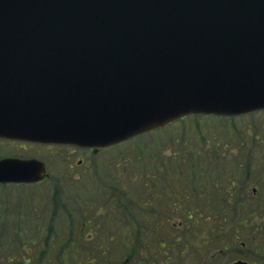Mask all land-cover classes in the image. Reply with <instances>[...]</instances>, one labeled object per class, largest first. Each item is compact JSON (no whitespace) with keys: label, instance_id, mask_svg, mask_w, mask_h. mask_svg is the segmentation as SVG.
Returning <instances> with one entry per match:
<instances>
[{"label":"water","instance_id":"95a60500","mask_svg":"<svg viewBox=\"0 0 264 264\" xmlns=\"http://www.w3.org/2000/svg\"><path fill=\"white\" fill-rule=\"evenodd\" d=\"M263 109L264 0H0L2 139L104 148ZM45 173L0 159V184Z\"/></svg>","mask_w":264,"mask_h":264},{"label":"rangeland","instance_id":"374dc122","mask_svg":"<svg viewBox=\"0 0 264 264\" xmlns=\"http://www.w3.org/2000/svg\"><path fill=\"white\" fill-rule=\"evenodd\" d=\"M194 124L200 128L202 137L206 136L204 139L215 137L224 148L220 150L221 157H218L221 161L215 166L218 170L216 176L209 181L195 178L193 183L188 179L190 173L185 172L186 168L192 166L186 164L192 157L185 151L192 150L197 142L198 132L192 130ZM211 145L210 140L205 145L204 153H208L207 148ZM204 153L206 159L208 155ZM4 157L40 160L46 165L47 172L46 180L39 184L0 188V216L8 217L0 225L4 233V251L1 252L6 257L25 256L30 264H38L39 256L43 253L44 258L52 259L50 264H164L169 256L172 261L168 264H199L203 257H206L207 264H229L237 259L258 264L254 255L264 253V111L238 119L223 118L205 122L190 117L171 129L144 135L136 141L96 153L68 146L31 145L0 140V158ZM194 159L200 160L202 156L196 155ZM168 160L171 162L168 163ZM247 166L252 168L248 177L244 175L245 170L241 171ZM207 167L210 169V166ZM238 174L233 186L227 180L225 184V178H235ZM202 185L209 191H216L218 200L226 197L225 187L229 190L237 188L238 195H241L242 186L249 191L251 195L246 194L247 203H240L238 212L242 217L256 215L250 220L255 225V232L260 235H251L253 243H247V247L242 249L240 240L247 238L240 236L238 244L226 255L214 252V245L197 251L193 245L201 236L191 232L189 254L193 262L178 256L176 248L170 246V237L166 236L169 229L163 234H156L157 238L154 237V241L158 239L167 244L163 249L152 247L151 250L130 251V245L121 244L120 234L122 239H133L131 233L124 236L121 231V227L130 221L129 216L127 222L122 218L131 215L118 209L119 204L117 206V203H130L129 200L126 202L125 194L130 200L139 198L143 203L154 190L159 193L157 205L147 203L150 205L148 209H136L133 215H143L151 210L159 212L157 215H181L171 206L177 201L172 196L173 192L180 193L185 186L186 189L190 188L195 198L191 205L196 206L206 197L198 199L197 193ZM254 189L255 197L252 196ZM256 203L259 209L254 211ZM216 204L213 205L207 199V212L214 213L218 208ZM89 220L91 224L94 221L106 224L105 230L93 232L88 229ZM179 220L176 217L173 222ZM178 230L175 228L171 233L180 238L182 236ZM227 232L231 235L230 231ZM19 233L21 240L18 239ZM108 234L114 239L105 242ZM47 237L50 241L47 248H41L42 241ZM22 240L27 243V255L19 248L18 243ZM61 251L64 252L63 257ZM0 264L7 263L2 261Z\"/></svg>","mask_w":264,"mask_h":264},{"label":"flooded vegetation","instance_id":"af4514ba","mask_svg":"<svg viewBox=\"0 0 264 264\" xmlns=\"http://www.w3.org/2000/svg\"><path fill=\"white\" fill-rule=\"evenodd\" d=\"M89 151L93 152L92 150ZM228 193V197L226 196L225 198L223 197L218 200L214 193L208 192L206 189L199 191V199L201 198L202 200L205 196L206 197L200 201V205L197 210L192 212L188 211L187 215H124L122 218L123 221L127 222L126 220L128 216L130 221L128 224L125 223L121 227V231L124 236H126V233H131L133 235V239L131 241L127 237L122 239L120 234L119 240L123 245H130V251L151 250L152 247L163 249L167 244L163 241L159 242L158 239L154 241V237L157 236L156 234H163L165 230L169 229L170 231L168 230V234H166V236L170 237L168 240V242H170V246L176 248L178 256H183L184 260H190V262H193L191 261L189 254V247L191 246L189 237L191 236V232L197 233L201 236V239L193 245L197 251H203L206 247L214 245V252L219 253L220 255H226L228 251L235 248V244H238L240 236L241 238H247L244 241L240 240L242 249H245L248 245L247 243L254 242V238L251 235L255 233V225L250 219L256 215H245V217H242L241 215H233L229 210L218 211L219 207L216 208L214 213L207 212L206 209L207 199H209L213 205L215 203H217L216 205H220L221 203H224V200L226 201V204H245L247 203L246 194L251 195L243 186L241 188V195H238L239 191L237 188L230 189ZM254 193L255 189L252 192V196H257L254 195ZM242 198H244V200H242ZM121 216L122 215H120V217ZM176 217L181 219L177 223L173 222ZM119 220L121 219L119 218ZM87 224H89V226L91 225L90 228L92 230L96 231H100V229L105 230L106 225L101 222L98 223L97 221H94L91 224L90 220ZM175 228L179 229L178 233H181L182 237L179 238L171 233ZM245 228L246 230L244 231ZM81 231L83 230L81 229ZM227 231H230L231 235H229ZM91 236L92 234L89 235V237ZM107 236L108 237L104 239L105 242L114 239L111 234H108ZM169 257L164 261V264H168L172 261ZM239 260L246 261L245 259H237L235 261ZM205 261L206 257H203V259H200L199 264H207ZM246 262L249 264H255V262Z\"/></svg>","mask_w":264,"mask_h":264},{"label":"trees","instance_id":"16d2710c","mask_svg":"<svg viewBox=\"0 0 264 264\" xmlns=\"http://www.w3.org/2000/svg\"><path fill=\"white\" fill-rule=\"evenodd\" d=\"M194 117L195 118H199V120H203L204 122L205 121H213V120H221V119H223V118L205 117V116H194ZM187 119H189V118H185V119L179 121L178 123L170 126L169 128L171 129L172 127L179 125V123H181L183 121H186ZM227 119H234V118H227ZM193 126H195V127L192 128V130L194 132H196V133L198 132L197 135H196L197 142H196V144L194 146H192V150L185 151L187 155L192 157L191 159H188L186 161V164H190L192 166H191V168L190 167L186 168L185 172L190 173L191 177H189L188 179H190V181H192L193 183L195 182L194 181L195 178L197 180L209 181V179L215 177L217 172H218V170L215 168V166L218 165L220 163V161H221V160H219V158L221 157V151L220 150L223 149L224 146L221 145L219 143L218 139L215 138V137L211 136L210 139H204L206 136L202 137V135H201L202 133L200 132V128H198L196 124H194ZM246 132H248V131H246ZM254 137H255V139H258L257 135H254ZM136 140H138V139H136ZM204 140H206V141L204 142V144H202V142ZM210 140L212 141V145H211L210 148H207V150H209L208 153H204V151L206 149L205 145H207L210 142ZM239 146H241V145H239ZM185 152L182 153V154L184 155ZM203 153L208 155V157L206 159L203 157L204 156ZM196 155L202 156V159L195 160L194 158H195ZM169 162H171V161L168 160V163ZM151 163H154V162L151 161ZM206 166H210V169H208V167L206 168ZM242 170H245L244 171L245 172L244 175L246 177H248L250 175V173H251L252 168L247 166L246 168L241 169V171ZM237 172H238V170H237ZM194 173H196L199 176H195ZM239 175L240 174L236 175L235 178H233V177L225 178V184H226V180H227V181L230 182V186H233L235 184L236 177H238ZM198 182H201V181H198ZM213 183H215V182L213 181ZM188 184L191 185L190 182H188ZM1 187H7V186H1ZM202 188L207 190V187L205 185H202V186L199 187L200 190ZM189 190H190V188L186 189V186H185V188L180 193L178 191H176V192L174 191L173 195L171 194L177 200L176 202H173V204H171L172 208L175 211H179L182 215H185V214L187 215L188 211L192 212L193 210H197L199 208V205H200V204L196 205V206L191 205V203H193L192 199H195V198H194V194H192ZM207 191L208 192H214V194L217 196V192L216 191H209V190H207ZM228 191H230V190L225 187L226 196L229 195ZM197 194H198V196L200 195L199 192ZM124 198L126 199V202H127V200H129L130 203H128V204L127 203L126 204L117 203V206L119 204L118 209H120V210L123 209V210H125L127 212V214L133 215V212L136 209H144L145 210V209H148L151 204H156L157 205L158 202H159V201H157V199H159V193H158L157 190H154L152 193H150V195H148V198H146L145 202H143V203H142L141 200H139V198L134 199V200H130L129 198H127L126 194L124 195ZM184 199H186V203H184ZM52 201H54V199H52ZM223 202L224 203H221L220 205H218V207H219L218 211L229 210L233 215H239V212H238L239 208L238 207H239L240 203L226 204L225 200ZM147 203H150V205H148ZM257 205L258 204H255V206H253L254 211L256 209H259L257 207ZM158 213L159 212H156L155 210H151L150 213H145L143 215H155V214L157 215ZM7 219H8V217H6V216H0V225H3ZM49 234L50 233H48V235ZM3 235H4L3 231L0 230V263L2 261H4L7 264H16V263H18V264H30L29 263V259H26L25 256L24 257H17V256L6 257V256H4L2 254V253H4V252H1V251H4V246H2L3 245V243H2ZM18 239L21 240L20 233L18 235ZM49 242L50 241H49L48 237L45 238L42 241V245H41L42 247L41 248H47ZM18 244L20 245L19 248L24 253H26V255H27L28 250L26 249V247H27L26 241L25 240H22V242L19 241ZM262 250H263V248L261 249V251ZM61 253H62L61 257H63L64 256V252L61 251ZM39 257L40 258L38 259V264H40L42 262H43V264L52 263V259L51 258H49V259L44 258V253L42 255H40ZM257 257H258V261H256V263L264 264V253L263 254H261V253L257 254ZM63 261H65V260H63Z\"/></svg>","mask_w":264,"mask_h":264}]
</instances>
